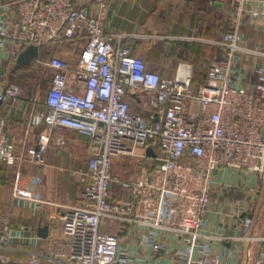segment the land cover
Instances as JSON below:
<instances>
[{
    "label": "built area",
    "instance_id": "obj_1",
    "mask_svg": "<svg viewBox=\"0 0 264 264\" xmlns=\"http://www.w3.org/2000/svg\"><path fill=\"white\" fill-rule=\"evenodd\" d=\"M91 1L95 14L75 0H18L19 19L11 26L0 21V49L14 60L31 45L85 41L75 70L81 91L69 86L68 62L52 55L47 60L51 86L29 125L45 123L51 130L72 129L86 136L88 181L80 203L61 213V232L50 235L43 251L30 253L20 264H228L200 241L210 238L201 229L217 170L225 167L264 178V65L253 88L233 83L236 54L256 52L241 44V33L234 29L213 41L225 50V58L210 65L206 82L198 88L192 85L190 64L180 63L175 76L162 77L121 44L124 36L106 31L110 0ZM245 2L232 0V6L242 13ZM260 4L254 16L264 15V0ZM21 93L17 83L0 88V103L15 102ZM131 96L147 114L131 110ZM51 138L66 142L61 135L40 136L37 146L28 149L30 161L44 162V141ZM149 148L155 155L147 154ZM121 156L151 161L121 182L129 196L115 201L113 158ZM18 159L6 122L0 120V165H15ZM105 220L123 229L141 226L138 245L153 255L165 250L160 234L171 235L185 248L176 249L170 261L148 260L142 252L121 247L118 234L103 231ZM242 223L245 234L239 239L258 244L253 264H264V235L252 232L253 216H245ZM11 237L10 219L3 216L0 248H7ZM0 264H5L3 255Z\"/></svg>",
    "mask_w": 264,
    "mask_h": 264
},
{
    "label": "crops",
    "instance_id": "obj_2",
    "mask_svg": "<svg viewBox=\"0 0 264 264\" xmlns=\"http://www.w3.org/2000/svg\"><path fill=\"white\" fill-rule=\"evenodd\" d=\"M17 1L0 0V21L7 20L11 26L19 19ZM75 4L89 14L97 12L91 0H75ZM260 9V0H246L242 13L232 6V0H220L214 5H210L208 0H110L104 26L106 31L124 36L121 44L131 48L133 55L144 59L150 70L163 77H173L180 63L190 64L196 82L203 79L214 61L225 58V50L213 41L221 40L228 28L238 29L242 36L241 44L259 53L236 54L231 68L233 83L251 89L257 81L258 68L264 65V15L252 14ZM84 44V40H78L60 44L56 50L60 57L69 60L68 82L76 91H81L75 70ZM61 46H71L74 51L67 54ZM8 62L6 50L0 49V88L9 83ZM44 84H24L17 101L0 103V120H5L6 131L19 157L15 165H0V218L9 217L12 226L9 246L0 248L5 264H20L30 253L43 251L48 237L62 230L61 213L80 203L88 181L89 140L86 136L72 129L51 130L45 123L29 125L32 112L44 107L51 77L45 87ZM130 103L133 111L147 114L136 100L130 99ZM50 135H61L66 142L57 144L52 138L48 143L44 141V162L30 161L28 149L37 146L40 136ZM142 152L138 150L137 153ZM121 157L125 161L119 173L114 174L111 185L115 201L129 196L120 184L128 178L125 177L130 168L127 158L131 157ZM119 158H113V164ZM133 158L138 160L134 162L131 159L136 167L132 176L151 161ZM259 176L225 167L215 173L211 203L201 229L210 238L201 237L200 241L209 244L225 263L235 264L238 259V264H253L257 254L258 244L239 237L245 234L242 221L248 215L254 218L252 232L264 235V201L262 194L256 195ZM220 199L222 202L219 203ZM103 223V231L122 234L121 247L142 252L148 260L170 261L176 249L185 248L171 235L160 234L158 238L164 243L165 250L153 255L150 248L142 249L138 245L141 226L123 229L109 220ZM21 226L30 228L21 230ZM44 226H48L46 238L39 235V229Z\"/></svg>",
    "mask_w": 264,
    "mask_h": 264
},
{
    "label": "rangeland",
    "instance_id": "obj_3",
    "mask_svg": "<svg viewBox=\"0 0 264 264\" xmlns=\"http://www.w3.org/2000/svg\"><path fill=\"white\" fill-rule=\"evenodd\" d=\"M228 32L233 30L228 28ZM50 48V52L49 55H58L56 50H57V45H50L48 46ZM63 48V47H60ZM64 50L67 54H72V52L74 51L73 47L71 46H65ZM60 57V55H58ZM71 56V55H70ZM63 58V57H62ZM9 60H11V63L8 66L7 69V78L9 80V83H17L20 86L24 85V84H30L31 82H39L41 83V85H43L44 83L46 84L48 82V79H50V77H52V70L49 68V66L47 65V59L43 60H34L33 62H31L29 65H27L24 68H20V69H16L17 65H16V60L9 58ZM67 61V59H66ZM69 61V60H68ZM67 61V62H68ZM44 84V87H45ZM49 88V87H48ZM134 157V156H133ZM131 157L132 161H137L138 159ZM123 157H120L119 159H116L114 161L113 164V171L114 174L115 173H119V171L122 168V163L123 161H125L124 159H122ZM131 159L127 158V161L130 165L129 171L126 172L125 177H131L132 173L135 170V163L131 161ZM259 183L257 185V190H256V195H260L262 194V198L264 201V178L262 176H259ZM222 202V199L219 200V203ZM264 203V202H263ZM263 210H264V205H263ZM121 239H122V234H118Z\"/></svg>",
    "mask_w": 264,
    "mask_h": 264
},
{
    "label": "water",
    "instance_id": "obj_4",
    "mask_svg": "<svg viewBox=\"0 0 264 264\" xmlns=\"http://www.w3.org/2000/svg\"><path fill=\"white\" fill-rule=\"evenodd\" d=\"M40 55V48L36 45H31L26 48L16 59L17 66L29 65L33 60L37 59ZM147 154L155 155L154 151L149 148ZM39 235L43 238L48 236V226H44L39 229Z\"/></svg>",
    "mask_w": 264,
    "mask_h": 264
},
{
    "label": "trees",
    "instance_id": "obj_5",
    "mask_svg": "<svg viewBox=\"0 0 264 264\" xmlns=\"http://www.w3.org/2000/svg\"><path fill=\"white\" fill-rule=\"evenodd\" d=\"M225 36V35H224ZM223 36V37H224ZM222 37V38H223ZM66 45V44H65ZM69 45V44H68ZM48 46H50V45H43V46H41V47H39L40 48V55H39V57H38V59L40 60V59H43V60H48L49 58H50V55H49V50H50V48L48 47ZM61 47H64V46H61ZM62 58V57H61ZM144 60V59H143ZM145 61V60H144ZM11 63V60H9V62H8V65ZM145 63H146V61H145ZM27 66V65H26ZM26 66H17V68L16 69H20V68H24V67H26ZM162 76V75H161ZM163 77V76H162ZM206 80H207V72H206V74H205V76L203 77V79L200 81V82H196V81H192V85H193V87L194 88H198L202 83H204V82H206ZM8 85H9V83H8ZM130 99H133L132 98V96L130 97ZM136 100V102L137 103H139L140 104V102H138V100L137 99H135ZM131 110H132V108H131ZM133 111V110H132ZM133 112H136V113H139V112H137V111H133ZM141 114V113H140ZM142 115H144L143 113H142Z\"/></svg>",
    "mask_w": 264,
    "mask_h": 264
}]
</instances>
